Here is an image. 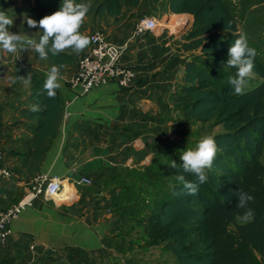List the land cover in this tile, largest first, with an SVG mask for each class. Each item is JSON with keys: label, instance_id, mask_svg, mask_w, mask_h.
I'll return each mask as SVG.
<instances>
[{"label": "crops", "instance_id": "obj_1", "mask_svg": "<svg viewBox=\"0 0 264 264\" xmlns=\"http://www.w3.org/2000/svg\"><path fill=\"white\" fill-rule=\"evenodd\" d=\"M34 1L0 0V11L11 18L20 11L28 16ZM166 13L177 16L171 13L168 0H140L138 6L124 7L117 16L91 15L93 21L85 17L84 35L99 30L111 42L126 46L122 64L136 72L129 87L108 82L81 94L68 86L67 80L88 45L79 53L67 49L76 60L60 65L41 60L33 50L22 64V51L9 54L0 50V149L13 172V179L0 187V208L25 197L23 185L35 172L60 179L70 191L69 197L56 200L28 194L32 204L11 222L12 233L0 246V264L142 263L140 249L147 251L152 246L144 245L140 227L147 211L141 203L136 204L140 195H145L142 186L150 184L141 176L153 178V171L169 167V161L174 160L172 144L185 139L182 124L188 120L174 109L173 93L184 85L185 62L200 53L182 47L190 28L179 36L168 25L163 32L133 35L140 18L160 19ZM184 15L191 16V27L193 16L183 13L178 17ZM14 27L13 23L10 31ZM19 64L37 71L43 80L52 66L58 67L60 87L56 93L62 108L56 133L43 142L37 169L21 173L18 169L25 150L21 144L32 135L28 126L34 121L21 114L20 108L34 104L26 98L30 82L23 94L14 88L13 70ZM65 107L70 115L63 119ZM177 115L183 121L179 122ZM173 133L174 142L170 138ZM83 177L91 184H78ZM156 246L177 264L171 252Z\"/></svg>", "mask_w": 264, "mask_h": 264}, {"label": "trees", "instance_id": "obj_2", "mask_svg": "<svg viewBox=\"0 0 264 264\" xmlns=\"http://www.w3.org/2000/svg\"><path fill=\"white\" fill-rule=\"evenodd\" d=\"M61 2L35 0L28 18L38 21L57 10ZM76 2L90 5L87 15L117 16L124 7L138 6L140 0ZM168 3L175 15L193 16L183 49L200 50L184 64V85L173 93L175 106H179L185 120L211 123L222 130L212 136L217 154L212 167L206 169L208 181L199 185L196 195L184 194L179 177L193 182L196 178L183 171L180 154H177V167L169 165L167 169L175 179L169 187L151 190L159 176L156 179L141 176L142 181L152 184L148 189L142 186L145 195H140V201L136 202L146 206L143 209L147 211L140 221L144 245H161L171 252L177 264H263L256 254L264 260V81L244 89L240 95L235 94L228 83L235 69L226 66L227 52L240 31L224 0H168ZM85 26L83 22L80 31ZM41 34L40 29L37 40ZM254 49L253 73L264 78V58ZM34 54L38 55L35 51ZM47 59L60 65L74 62L76 56L66 49L55 56L49 54ZM25 72L30 82L26 98L39 110L20 108L21 114L34 124L28 126L32 135L21 144L25 149L24 162L18 173L37 167L43 154V142L56 133L62 109L57 93L54 98L47 97L40 74L30 68H25ZM162 174L163 171L160 176ZM239 189L254 197L248 205L253 210L251 217L244 218V210L236 207ZM147 199L152 202H146ZM237 218L242 221L237 223ZM231 224H234L233 230L229 229Z\"/></svg>", "mask_w": 264, "mask_h": 264}, {"label": "clouds", "instance_id": "obj_3", "mask_svg": "<svg viewBox=\"0 0 264 264\" xmlns=\"http://www.w3.org/2000/svg\"><path fill=\"white\" fill-rule=\"evenodd\" d=\"M89 8V4L77 3L76 0H62L57 10L44 15L38 21L27 18V25L30 28L41 29L42 34L38 40L26 39L21 34L10 31L14 23L13 18L5 11H0V50L9 54H16L24 49L33 50L41 60L47 59L49 54L55 56L66 49L79 53L89 44V38L80 32ZM227 56L226 66L235 69V75L229 77L228 83L235 94H243L248 79L254 75L256 51L249 47L246 35L239 33L229 46ZM59 78V69L56 66H52L45 74L43 90L48 98L55 97L56 89L60 87ZM31 110L35 112L39 108L33 106ZM216 154L215 139L208 135L202 136L195 147H189L180 153L183 171L196 178L193 182L185 180L184 176L179 177L185 195H196L199 185L208 181L206 169L212 167ZM170 167L175 169L177 163L171 160ZM236 197V207L244 210V218L251 217L253 210L248 205L254 197L243 189L236 191Z\"/></svg>", "mask_w": 264, "mask_h": 264}, {"label": "built area", "instance_id": "obj_4", "mask_svg": "<svg viewBox=\"0 0 264 264\" xmlns=\"http://www.w3.org/2000/svg\"><path fill=\"white\" fill-rule=\"evenodd\" d=\"M166 19L162 22L155 17L140 18L133 29V35L140 36L146 32H163L165 28H169ZM180 30L187 29L190 25L188 17L181 22ZM89 44L87 51L82 54L76 64V68L69 76L67 83L71 88L79 90L81 94H85L90 90L115 82L122 87H129L135 80L136 72L133 68L122 64V55L126 46L117 45L106 37L99 30H92L87 34ZM70 112L65 107L62 112V118L66 119ZM1 143V134H0ZM13 179V172L7 166L3 159L0 149V182ZM91 184L88 178H81L78 184ZM63 184L60 179L51 177L45 172H37L31 175L30 179L23 185L25 195H44L49 200H56L57 195L61 193ZM70 194L67 196L69 197ZM24 197L5 208H0V246L6 242L11 235V222L17 218L20 212L32 204V197L23 200Z\"/></svg>", "mask_w": 264, "mask_h": 264}, {"label": "rangeland", "instance_id": "obj_5", "mask_svg": "<svg viewBox=\"0 0 264 264\" xmlns=\"http://www.w3.org/2000/svg\"><path fill=\"white\" fill-rule=\"evenodd\" d=\"M225 3H227L230 6V9L232 10L236 21H237V27L240 30V33H243L247 37L248 43L251 45V47H254L258 50L259 53H261L262 58H264V0H224ZM91 1H87V3H90ZM86 3V2H83ZM86 3V4H87ZM22 6H26V3ZM172 13V12H171ZM94 14L87 15L86 17L90 20V16ZM172 14L166 13L163 14L160 17V21L167 20L166 23L169 27L172 28V30H176L178 32H175L177 36H179L182 32L188 30L190 27L184 30H180V27L182 26V21L184 18L188 17L186 15L181 16L182 18H176V16H171ZM178 16V15H177ZM27 18L28 16L24 15L22 11H20V14L18 16L13 17L14 27L13 32H17L16 28H18L19 34L27 38L36 39L37 37V31H39V28H30L27 25ZM94 20V16L92 17ZM91 18L90 21H93ZM191 21V16L188 17ZM181 19V20H178ZM178 20V22H176ZM190 26V25H189ZM175 28V29H174ZM166 29V28H165ZM82 33V31H80ZM174 34V35H175ZM29 50L24 49L22 50V56H21V63L24 64L27 62L26 56L28 54ZM29 56V55H28ZM201 64L204 65V63L201 61ZM264 64V60H263ZM13 83L14 88L19 90L21 94L26 92L29 87V76L25 72V68H23L20 64L19 67H16L13 70ZM264 81V78L257 77L256 75H253L251 78L248 79L245 89H248L254 85H256L259 82ZM174 109L180 110L179 106L174 105ZM177 120L179 122L183 121L179 115H177ZM183 127V135L185 137L182 138L180 141H176L175 144H172V150L173 153V159L179 160L177 154H180L182 151L189 147H195L196 143L202 136H213L214 134L220 132L222 129L220 126L213 125L211 123H201L197 121H188L187 123L184 122L182 124ZM175 134L170 137L172 139V142L175 141ZM185 140V142H184ZM177 157H176V156ZM262 161H264V151L262 155ZM171 162V161H169ZM169 164L167 163V166ZM11 169V168H10ZM167 168L162 169L163 176H160V171H153V177L156 179V176H159V180L154 181V186H151V190H156L158 188H167L171 185L172 182H174L175 179L170 175V173L167 171ZM151 180V179H150ZM154 180V179H153ZM6 183L5 181L0 182V187ZM148 186V185H147ZM147 186H144L145 188ZM160 186V187H159ZM72 190V189H71ZM150 190V189H149ZM168 190V189H167ZM166 190V191H167ZM151 199H148V202ZM146 207V206H143ZM241 218H237L236 222H241ZM11 227V224H10ZM234 224H231L229 229L233 230ZM140 248V247H139ZM137 252V248H135ZM141 256L139 257L141 259L140 264H174L173 258L165 252L161 251V248L159 246H152L147 251H143L140 249ZM257 258L262 261L264 264V260L260 258L258 254ZM140 261V260H139Z\"/></svg>", "mask_w": 264, "mask_h": 264}, {"label": "bare ground", "instance_id": "obj_6", "mask_svg": "<svg viewBox=\"0 0 264 264\" xmlns=\"http://www.w3.org/2000/svg\"><path fill=\"white\" fill-rule=\"evenodd\" d=\"M176 17L178 18V16H176ZM178 20H179V19H178ZM178 20H177L176 22H178ZM181 27H182V26H181ZM181 27H180V28H181ZM174 29H175V28H174ZM69 193H70V191H69V186L66 185V186L63 187L61 193H59V194L57 195V198L65 197V196H67ZM29 197H30V196L27 195V196L24 197L23 200L25 201V200H27Z\"/></svg>", "mask_w": 264, "mask_h": 264}]
</instances>
